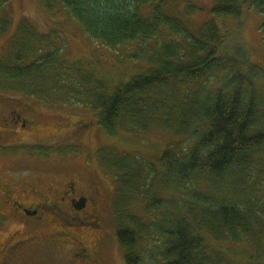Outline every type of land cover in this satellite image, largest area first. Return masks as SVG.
<instances>
[{
  "label": "trees",
  "instance_id": "trees-1",
  "mask_svg": "<svg viewBox=\"0 0 264 264\" xmlns=\"http://www.w3.org/2000/svg\"><path fill=\"white\" fill-rule=\"evenodd\" d=\"M6 1L0 39L13 23ZM32 1L53 25L72 21L97 48L133 50L101 79L100 57L92 65L59 60L51 35L22 17L0 57V92L85 107L110 137L141 140L157 130L169 139L152 167L142 168L136 154L104 157L115 174L112 216L123 263L261 264L264 97L255 83L264 69L254 73L241 47L236 57L220 54L219 21L253 9L264 47V0H213L211 19L196 28L185 27L168 0ZM201 11L189 3L185 17ZM61 12L65 20H52ZM129 61L139 68L117 71Z\"/></svg>",
  "mask_w": 264,
  "mask_h": 264
},
{
  "label": "rangeland",
  "instance_id": "rangeland-1",
  "mask_svg": "<svg viewBox=\"0 0 264 264\" xmlns=\"http://www.w3.org/2000/svg\"><path fill=\"white\" fill-rule=\"evenodd\" d=\"M2 0H0L1 2ZM6 5L9 10L10 19L13 22L11 28L6 35L0 39V57L6 50V44L16 28V24L22 17H25L27 23L31 24L38 31L39 34H50L54 55L60 60H66L68 63H75L82 60L87 64H94L96 58H99L101 63L96 62V67L99 70L97 75L101 79L103 74L109 70L112 65V60L118 59L122 53L127 54L133 49L124 48L118 52L109 51L108 49L97 48L95 44H90V41L85 37L78 26L68 22L67 26L53 25L47 16L42 12L32 0H8ZM171 13L174 16L180 17L184 20L185 27L196 28L211 19L210 8L213 6V0H168ZM191 3L192 7L201 9V12H196L193 16L185 17V10L187 4ZM2 5V3H1ZM63 12V11H62ZM52 20H65L63 13ZM222 20V19H221ZM219 21V27L223 31L225 40L220 50L221 55L228 53V56L236 57L235 47H241L247 54V60L253 67V72L260 76V71L264 69V47L262 42V17L253 9L245 8L243 14L238 20L227 18ZM98 56V57H97ZM130 61L125 66L119 67L117 71L130 74L138 69ZM118 75L116 78L118 79ZM107 80V79H105ZM113 81V80H112ZM257 92L261 97H264V79H259L256 83ZM110 86L112 84H109ZM10 99L19 100L29 105L37 106L41 113L31 115L29 118L37 121V124L46 126L47 124H67V128L62 132L69 135L68 131L73 129L74 123L81 121L90 125L91 129L97 131V137L92 136L91 139H82V144L87 146L88 150L80 148L76 143L70 144V147H64L56 152L59 158L66 161L62 175L70 176V174H77L83 177V180L90 178V174L94 175L101 183L105 185L106 197L101 204L100 218L97 220H85L83 217H76V215L69 211L64 214L61 219L52 220L54 213L45 214L48 223V228L57 227L66 235L59 236L58 241H51L50 251L48 253H41L35 250V253H30V256H23L17 259V264H72L74 259L71 251L74 238L79 235H86L90 238V246L93 253V264H124L121 251L119 249L116 237L114 235V221L112 216V199L116 184L114 181V171L112 167L106 163L104 157L109 153H116L119 155H133L142 160V168L152 167L150 161L155 162L162 150L170 144L166 134L157 130H150L143 135L141 140L133 138L129 133L118 132L116 136H108L105 134L99 125L96 126V116L91 110L85 107H76L73 105L65 106L62 102H56V98H51L47 101L49 103L41 104L40 100L27 97L19 94L2 93ZM42 115V116H41ZM57 115V119L53 117ZM20 137V135H19ZM99 151V153H96ZM48 156L53 155L52 151H48ZM35 157L30 154V157ZM38 156V155H37ZM43 159L41 156H38ZM21 162H18L19 167H28L27 175L35 173L34 168L30 167V161L23 157H19ZM17 159V160H19ZM35 165V164H33ZM38 166V165H35ZM39 167V166H38ZM109 168V169H108ZM19 171L21 170L18 168ZM61 174V169H59ZM58 176H62L56 174ZM83 182V181H82ZM143 206H141L142 210ZM14 227V226H12ZM241 249V248H240ZM241 252H248L247 249L240 250ZM81 254L82 252H78ZM74 264H84L82 261H75ZM261 264H264V250L261 257Z\"/></svg>",
  "mask_w": 264,
  "mask_h": 264
},
{
  "label": "flooded vegetation",
  "instance_id": "flooded-vegetation-1",
  "mask_svg": "<svg viewBox=\"0 0 264 264\" xmlns=\"http://www.w3.org/2000/svg\"><path fill=\"white\" fill-rule=\"evenodd\" d=\"M39 113L37 106L0 93V264H17L18 258L30 256L35 250L48 253L50 247L46 246L66 235L57 227L48 228L45 214L54 213L55 220L71 211L87 221L97 220L106 197L105 185L94 175L90 174L87 180L77 174L62 175L66 161L56 155L58 150L74 143L88 150L82 139L97 137V131L78 121L65 135L62 130L67 124L41 126L29 118V114ZM53 117L57 119V115ZM48 151L53 155L48 156ZM20 156L30 161L34 174L27 175L28 167H19ZM73 241L72 264H93L90 238L79 235Z\"/></svg>",
  "mask_w": 264,
  "mask_h": 264
}]
</instances>
